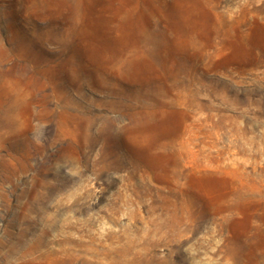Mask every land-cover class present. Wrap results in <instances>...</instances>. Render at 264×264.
<instances>
[{"label":"rangeland","instance_id":"rangeland-1","mask_svg":"<svg viewBox=\"0 0 264 264\" xmlns=\"http://www.w3.org/2000/svg\"><path fill=\"white\" fill-rule=\"evenodd\" d=\"M0 264H264V0H0Z\"/></svg>","mask_w":264,"mask_h":264}]
</instances>
